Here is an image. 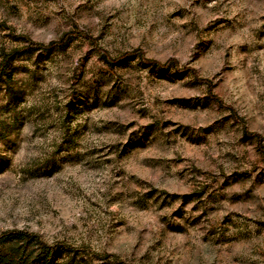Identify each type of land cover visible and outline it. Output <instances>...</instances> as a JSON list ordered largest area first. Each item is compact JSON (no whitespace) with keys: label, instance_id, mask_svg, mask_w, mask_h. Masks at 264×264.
Segmentation results:
<instances>
[{"label":"rangeland","instance_id":"1","mask_svg":"<svg viewBox=\"0 0 264 264\" xmlns=\"http://www.w3.org/2000/svg\"><path fill=\"white\" fill-rule=\"evenodd\" d=\"M69 33L0 79V235L59 264H264V0H0V65Z\"/></svg>","mask_w":264,"mask_h":264},{"label":"trees","instance_id":"2","mask_svg":"<svg viewBox=\"0 0 264 264\" xmlns=\"http://www.w3.org/2000/svg\"><path fill=\"white\" fill-rule=\"evenodd\" d=\"M75 36L76 35L69 33L65 35L60 42H52L48 45L30 42L23 49L14 51L11 57H5L4 61L1 63L0 79L9 66V63L12 61V58L15 56L18 57L34 51L50 52L57 48H63L69 43L70 39ZM88 40L94 44L91 38H88ZM97 51L106 62L111 65H117L129 58L138 57L143 65L158 68L160 70L174 69L180 72L175 62L169 61L162 64L157 61L148 60L140 50L127 53L116 59L111 58L102 49L97 48ZM213 99L220 102L217 97H213ZM70 251L73 250L67 245L58 244L50 246L43 242L36 234L25 230L8 231L0 235V264H59L57 258L58 254Z\"/></svg>","mask_w":264,"mask_h":264}]
</instances>
